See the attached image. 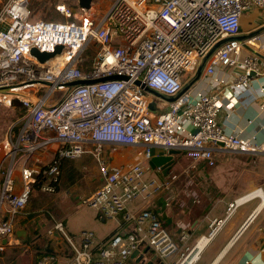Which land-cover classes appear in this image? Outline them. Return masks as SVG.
I'll use <instances>...</instances> for the list:
<instances>
[{
	"label": "built area",
	"instance_id": "1",
	"mask_svg": "<svg viewBox=\"0 0 264 264\" xmlns=\"http://www.w3.org/2000/svg\"><path fill=\"white\" fill-rule=\"evenodd\" d=\"M97 1L106 2L95 0L86 10L76 0L77 12L58 4L65 22L34 20L28 0H8L0 9V91L9 89L0 92V103L11 95L9 104L16 101L23 109L16 135L0 142V254L13 240L17 216L33 190L56 194L62 164L89 154L101 185L77 204L103 220L119 221L120 229L97 240L91 230L69 235L63 221L54 222L46 234L61 238L68 254L65 264H196L235 208L253 197L264 204V191L257 188L234 200L223 217L209 221L206 234L188 244L185 232L173 238L153 211L128 208L164 187L144 168L151 149L164 154L178 150L212 165V152L255 155L260 146L225 133L217 121V94L187 92L170 103L154 97L156 113L149 109L154 98L145 88L165 96L178 93L185 74L194 72L219 41L241 34L242 15L264 11V0H108L103 11L94 7ZM90 44L96 52L87 66ZM59 46V54L44 63L31 54L32 49L54 53ZM217 67L240 70L227 83L238 98L259 75L254 56L237 40L214 51L206 75ZM20 85L26 86L15 88ZM105 147L112 152L140 147L142 160L113 164ZM60 261L56 252L46 250L34 264Z\"/></svg>",
	"mask_w": 264,
	"mask_h": 264
},
{
	"label": "crops",
	"instance_id": "2",
	"mask_svg": "<svg viewBox=\"0 0 264 264\" xmlns=\"http://www.w3.org/2000/svg\"><path fill=\"white\" fill-rule=\"evenodd\" d=\"M261 26H264V11L252 9L242 15L240 20L241 33L250 32ZM249 42L251 44L248 42L246 44L261 55V57L253 55L258 65L259 75L251 78L248 88L239 98L234 96L227 86V83L234 81L240 73L238 68L217 67L214 73L208 76L204 67L199 79L190 88L189 94L192 96L196 93L218 95L220 108L217 121L225 133L236 135L242 139H250L260 146L259 153L255 155L245 154L251 156L253 166L246 159L222 157L230 152L215 151L211 153L212 165H208V162L202 159L192 162L193 166L201 169L209 166L210 172L208 174L186 175L182 181L184 183L196 182L197 197L194 205L189 203L188 205L185 198L180 197L179 200L181 199L182 203L178 209L168 207L164 203L166 196L161 195V190L147 199L137 198L128 205L131 211L143 209L153 211L173 238H177L181 232H185L189 236L188 244L206 234L209 221L213 218L223 217L228 205L234 200L257 188L264 191V32L259 39ZM193 75L194 72L185 74L184 83ZM218 81H224L226 84H218ZM159 107L161 108L162 105ZM155 112L157 113V110ZM134 148L121 147L112 152L108 147H105L104 154L111 163L116 165L141 161V149L138 155ZM162 154L164 153L159 149L153 156ZM49 157L50 155L46 159L49 160ZM236 161H242L244 168L235 169L233 162ZM232 165H234L233 168H228ZM144 168L146 173L150 170L148 162L144 163ZM154 172L157 174L155 179L159 181L168 179V176L164 177L156 170ZM100 185L101 178L97 166L92 157L85 154L76 161H65L62 164L59 189L53 200L62 203V200L68 197L79 202V200L91 195ZM63 190L65 191L64 198L62 200L60 197L57 199L56 196L60 195ZM56 210L58 211V209ZM93 217L94 221L89 226L94 234L97 232L95 235L97 240H101L113 231L120 229L119 221L103 220L96 212H94ZM96 218L99 219V222H103L106 227H101L103 224L98 225ZM20 220L22 219H16L15 236L6 245L5 251L12 249L13 246L17 247L18 239L25 238L28 233L26 230L16 228ZM63 222L66 225L65 221ZM81 230L83 229L70 233L77 234ZM32 243L41 249L47 246L49 251L56 252L61 257V264L67 263L65 257L68 254L59 235L55 234L49 237L45 234L44 238L37 235L33 238ZM37 255L33 256L32 253H29L26 260L20 251L13 257H8L10 254L0 255V264H6L9 258H12L9 264H34ZM196 264H264V204L259 198L253 197L235 208L222 230L203 249Z\"/></svg>",
	"mask_w": 264,
	"mask_h": 264
},
{
	"label": "rangeland",
	"instance_id": "3",
	"mask_svg": "<svg viewBox=\"0 0 264 264\" xmlns=\"http://www.w3.org/2000/svg\"><path fill=\"white\" fill-rule=\"evenodd\" d=\"M8 0H0V9ZM29 9L32 13V18L34 20L43 19L56 22H65L66 20L56 11V6L60 3H64L69 8H72L74 12H77L76 0H28ZM95 0H93L94 2ZM106 2L100 3V1L95 2V6L100 11L106 9L109 5L108 0H103ZM68 21H72L69 19ZM96 52V46L90 44L87 51V62L86 65L89 66L93 60V57ZM154 98V97H152ZM15 103V104H14ZM149 109L156 111L158 109V102L154 98L149 106ZM23 114V109L18 102L13 101L11 104L6 105L0 103V142L3 141L6 135L12 134L16 135L20 123L21 117ZM137 154L140 153V147H135ZM159 151L157 148H152V156L155 152ZM223 158H232L238 160H248L251 166L253 162L251 156L245 154H231L228 153L222 156ZM255 157V156H252ZM210 158L213 157L210 156ZM194 160L191 156L187 154H181L174 157V162L170 168V173L168 179L161 181L164 187L161 189L162 194L166 198L164 203L167 206L172 207L173 209H178L182 203V200L179 198L184 197L187 204L194 205L196 201V191L195 186L196 182H182L186 175H195L198 173L208 174L210 172L209 166L203 167V169L195 167L192 165ZM235 164V169H243L244 166L241 162H233ZM232 163V164H233ZM234 165L228 168H233ZM227 169V168H226ZM240 171V170H239ZM147 174L149 177H157V174L153 170H148ZM160 176V175H159ZM176 176L175 178H173ZM61 179V178H60ZM59 189V186H58ZM57 189V190H58ZM64 190L60 195H57L56 198L62 200L64 198ZM55 195V194H54ZM54 195L43 194L38 189H34L31 195L29 202L27 203L25 209L17 216L18 219H22L16 225V228L21 230L28 231L25 238L18 239V246L10 250L4 251L1 253V256L5 254H10L8 257H13L18 251L24 254V260L29 253H32L33 256L37 255L39 252L46 251L49 248L46 246L41 249L36 244H33V238L39 235V237L44 238L46 230L55 222L59 220L65 221V231L72 235L75 230L87 229L90 230V223H93L94 212L84 206L78 205L76 201L71 198L65 197V200L61 202L54 201ZM188 204V205H189ZM58 209V211L56 210ZM97 224L102 225L101 227H106L104 223L99 222V219L96 218ZM100 223V224H99ZM98 232H101L98 230ZM97 232H95V235ZM43 245V242H41ZM48 248V249H47ZM12 258H9L6 264H9V261Z\"/></svg>",
	"mask_w": 264,
	"mask_h": 264
},
{
	"label": "water",
	"instance_id": "4",
	"mask_svg": "<svg viewBox=\"0 0 264 264\" xmlns=\"http://www.w3.org/2000/svg\"><path fill=\"white\" fill-rule=\"evenodd\" d=\"M93 2V0H78V6L82 9H86L88 10L90 8L91 3ZM264 32V26H261L257 29H254L250 32L247 33H241L235 37L232 38H225L222 39L221 41H219L198 63L195 71H194V75L185 83H183L181 89L179 90L178 93H176L173 96H165L162 95L152 89L149 88H145V92L148 93L149 95L162 100L164 103H170L175 101L176 99H178L181 95L189 92L190 88L197 82V80L199 79L208 59L210 58V56L214 53V51L220 47L221 45L225 44L228 41H232V40H237L239 43H241L242 47L248 51L249 53H251L252 55L256 56V57H261V55H259L251 46L247 45L246 42H249L251 40H257L260 38V35ZM61 47H56L54 53H39L37 50L32 49L31 50V54L33 56H35L41 63H44L46 61H48L49 59L53 58L56 54H59V52L61 51ZM115 78V77H112ZM120 78H124V77H120ZM104 79H100V80H96V81H76L72 84V85H78V84H92L95 82H99L102 81ZM26 85H20L18 87L15 88H21V87H25ZM9 91V89H3L0 92L3 93H7ZM218 146H223L221 143H216ZM180 154V151L178 150H169L166 154H162V155H156L150 158V160L148 161V166L151 170H159L161 172V174L165 177L168 174V171L170 169V167L172 166L173 162H174V157L178 156ZM18 237H20L19 234H17ZM137 252H135L132 257H134V255Z\"/></svg>",
	"mask_w": 264,
	"mask_h": 264
},
{
	"label": "bare ground",
	"instance_id": "5",
	"mask_svg": "<svg viewBox=\"0 0 264 264\" xmlns=\"http://www.w3.org/2000/svg\"><path fill=\"white\" fill-rule=\"evenodd\" d=\"M248 44H251V42H248ZM10 98H11V95H6L4 97H2V102L6 105L9 104V101H10Z\"/></svg>",
	"mask_w": 264,
	"mask_h": 264
},
{
	"label": "trees",
	"instance_id": "6",
	"mask_svg": "<svg viewBox=\"0 0 264 264\" xmlns=\"http://www.w3.org/2000/svg\"><path fill=\"white\" fill-rule=\"evenodd\" d=\"M87 51H88V48H87L86 53H85L86 55H87ZM14 104H15V103H14ZM47 251H49V250H47Z\"/></svg>",
	"mask_w": 264,
	"mask_h": 264
},
{
	"label": "flooded vegetation",
	"instance_id": "7",
	"mask_svg": "<svg viewBox=\"0 0 264 264\" xmlns=\"http://www.w3.org/2000/svg\"><path fill=\"white\" fill-rule=\"evenodd\" d=\"M171 168V167H170ZM170 170V169H169Z\"/></svg>",
	"mask_w": 264,
	"mask_h": 264
}]
</instances>
